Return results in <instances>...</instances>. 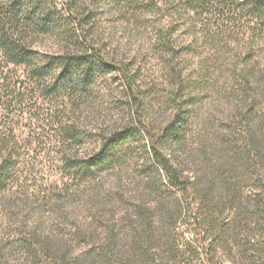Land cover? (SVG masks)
Masks as SVG:
<instances>
[{"label": "trees", "instance_id": "obj_1", "mask_svg": "<svg viewBox=\"0 0 264 264\" xmlns=\"http://www.w3.org/2000/svg\"><path fill=\"white\" fill-rule=\"evenodd\" d=\"M101 1L94 0L91 6L84 0H63L60 6L59 0H0V107L8 102L5 108L9 109L27 98L48 100L60 145L71 147L83 138L78 131L82 104L106 84L98 80L112 74L122 76L129 94L126 103L131 104L129 121L123 127L114 123L109 130L100 127L99 148L89 158L64 150L60 152L62 162L81 176H96L111 166L117 146L129 136L145 132L149 150L160 160L171 187L189 200L186 206L171 197L156 199L152 204L146 200L151 195H145V260L160 246L157 235L185 214L186 226L195 238L188 244L205 255L209 264L226 260L231 264H264V112H245L239 120L232 109L230 116L239 121L229 123L226 134L211 121L213 133L198 137L197 148L203 154L221 152L215 153L219 182H201L194 174L193 156L184 151L188 140L193 139V120L217 82L213 78L223 70H228L235 81L238 77L246 92H252L251 99L243 100L245 104L253 105V111L262 107L264 74L255 71L252 53L236 54V61L229 66L225 57L232 44L260 33L252 25L264 24V0H104L108 6L136 14L145 10V27L150 28L154 43L152 51L162 62L169 91V104L166 102L163 109L173 107L169 119L160 123L151 117L160 110L154 105L155 87L147 84L141 90L137 83L140 69L132 71L125 62L116 61L97 28ZM179 29L192 37V43H180ZM47 34L56 36L61 44L52 54L37 48L38 39ZM203 46L205 51H201ZM11 65L24 68V75H18ZM193 65L197 71L186 79ZM11 136L10 124L0 116V192L10 180L9 171L18 163L10 146ZM169 148L177 153L167 158L164 151ZM252 168L260 179L254 197L244 198L245 174L253 175ZM115 237L111 236L109 246L102 249L114 248ZM112 252L103 250L101 254L110 258ZM156 254L159 256V252Z\"/></svg>", "mask_w": 264, "mask_h": 264}, {"label": "rangeland", "instance_id": "obj_2", "mask_svg": "<svg viewBox=\"0 0 264 264\" xmlns=\"http://www.w3.org/2000/svg\"><path fill=\"white\" fill-rule=\"evenodd\" d=\"M84 2L94 6V0ZM97 15V28L114 59L125 62L132 71L140 69L137 83L142 91L147 84L155 87L154 105L160 110L151 117L159 123L168 120L173 107L163 109L166 102L169 104V91L165 88L162 62L152 51L154 43L150 28L145 27V10L136 14L108 6L102 0ZM252 26L258 27L260 33L232 44L231 52L225 57L226 64L235 62L236 54L251 52L255 71L264 74V24L260 27L255 22ZM183 31L178 30L180 43L189 45L192 37ZM57 39L54 35H41L37 48L42 53L57 52L61 46ZM203 47L201 51H205ZM239 65L244 67V63ZM10 68L24 75V68L13 65ZM196 71L195 65L189 67L185 78L194 77ZM213 79L217 82L204 98L197 120H193V139L188 140L184 150L193 156L194 174L203 183L217 178L215 153H221L211 150L205 155L197 148L198 137L213 133L209 122L215 121L216 128L226 134L227 125L235 120L230 116L232 109L239 120L245 112L252 111V115L264 112V96L260 99L262 107L253 111V105L243 102L246 97H253L252 92H246L247 87L238 77L235 81L228 70ZM98 81L106 84L82 104L78 131L83 138L71 147L60 145L48 100L27 98L9 109L5 108L8 102L1 105L0 116L13 130L10 146L18 163L9 171L10 180L0 192V264H63V261L66 264H209L205 255L196 253L189 245L195 238L186 226L185 214L165 233L157 235L160 246L145 260V195H151L146 200L152 204L166 197L177 199L185 206L189 202L183 193L171 187L160 160L149 150L145 132L131 135L117 146L111 166L96 176H81L62 162L60 152L64 150L79 158H89L99 148L100 127L109 130L114 123L123 127L129 121L131 104L126 103L129 94L123 86L125 79L112 74ZM175 152L169 148L164 155L170 158ZM243 171L241 164L239 172ZM252 172L253 175L245 174L244 198L254 197L260 179L254 168ZM113 235H116L114 248L102 249L109 246L108 240ZM103 250L113 251L110 258L101 254ZM92 253L100 255L92 257ZM220 264L231 263L226 260Z\"/></svg>", "mask_w": 264, "mask_h": 264}]
</instances>
